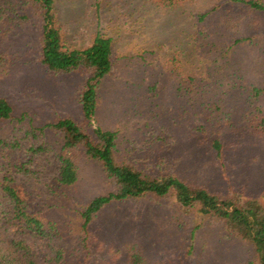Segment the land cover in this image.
<instances>
[{
    "label": "rangeland",
    "instance_id": "obj_1",
    "mask_svg": "<svg viewBox=\"0 0 264 264\" xmlns=\"http://www.w3.org/2000/svg\"><path fill=\"white\" fill-rule=\"evenodd\" d=\"M21 1L0 0V52L6 56L0 96L14 109L11 119L0 121V182L13 179L30 211L54 221L60 233L26 230L0 187L3 252L9 253L6 240L15 239L31 245L36 264H61L58 246L65 247L66 264H126V245L135 243L146 264H256L251 245L169 198L109 204L91 227L88 250L82 247L80 211L115 184L98 162L80 157L76 185L58 188L62 138L37 128L64 117L83 120L85 75L47 70L40 61V25ZM56 8L72 44L87 46L96 32L113 39L112 70L90 127L117 132L119 160L214 191L264 196V138L243 119L255 105L264 108L263 11L233 0L171 8L148 0H56ZM26 13L30 18H21ZM217 138L221 155L213 145Z\"/></svg>",
    "mask_w": 264,
    "mask_h": 264
},
{
    "label": "trees",
    "instance_id": "obj_2",
    "mask_svg": "<svg viewBox=\"0 0 264 264\" xmlns=\"http://www.w3.org/2000/svg\"><path fill=\"white\" fill-rule=\"evenodd\" d=\"M148 1L171 8L191 0ZM233 1L250 10L264 12V1ZM21 5L26 9L32 8L40 25V61L47 70L53 74L82 70L85 75L79 91L83 120L64 117L37 128L40 132L47 128L51 129L62 138L64 152L60 154L61 165L56 178L58 188L67 190L76 185L79 180L77 160L80 157L98 162L106 176L115 184L113 190L94 197L80 211L82 247L88 250L91 227L96 217L109 204L130 199L169 198L188 210L221 224L228 236L251 245L256 264H264V196H253L244 190L231 189L226 193L214 191L204 184L189 181L173 173L155 174L119 160L116 155L117 132L101 127L94 129L90 127L96 115L100 88L112 70L113 39L96 32L89 45L76 46L67 38L56 8V0H22ZM21 18L30 17L26 13ZM5 62L6 56L0 52V71ZM190 79L194 81L193 78ZM193 84L196 85L195 82ZM253 90L255 95H260V88L255 87ZM13 111L8 99L0 96V121L11 119ZM243 119L256 138H264V108L255 105ZM213 145L221 155L223 144L220 138L215 139ZM12 181L13 179H6L0 182V187L11 199L14 217L18 223L26 230L44 237L60 233L54 221L30 211L29 198L23 195L20 188L11 183ZM1 227L0 241L5 240ZM6 241L9 253L3 252V247H0L1 264H36L31 257V245L24 240ZM11 249L13 250L10 252ZM65 251V247H57L55 258L57 262L61 264L68 262ZM126 253V264H146L145 256L138 244L126 245Z\"/></svg>",
    "mask_w": 264,
    "mask_h": 264
}]
</instances>
